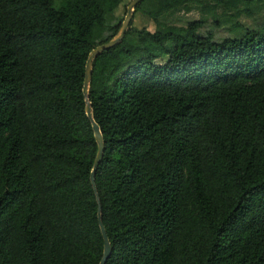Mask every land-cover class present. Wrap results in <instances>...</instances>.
Listing matches in <instances>:
<instances>
[{"label": "trees", "instance_id": "1", "mask_svg": "<svg viewBox=\"0 0 264 264\" xmlns=\"http://www.w3.org/2000/svg\"><path fill=\"white\" fill-rule=\"evenodd\" d=\"M124 0H0V264H99L83 91L89 54ZM264 0H142L93 63L106 264H264ZM223 9L230 32L167 16ZM231 12V13H229ZM264 18V16H263Z\"/></svg>", "mask_w": 264, "mask_h": 264}, {"label": "rangeland", "instance_id": "2", "mask_svg": "<svg viewBox=\"0 0 264 264\" xmlns=\"http://www.w3.org/2000/svg\"><path fill=\"white\" fill-rule=\"evenodd\" d=\"M133 0H124V3L120 8L117 10V19L114 23H120L123 25L125 17L127 15V8L128 5ZM231 13V12H229ZM226 12L219 8L217 15L212 16L202 10L200 6H194L190 12L187 11H180L173 15H169L166 18V21L171 25L177 26H187L189 21L198 20L200 18L207 17V23L202 29L204 33H212L218 36H222L228 34L230 32L229 23H221L220 21H216L215 18H220L221 20L225 19ZM264 5L257 7L256 9H251V11H243L240 15L238 21L241 24H245L248 28L256 29L262 21L264 20ZM130 26H135L138 28L147 27L151 31H154L156 28V24L149 19L147 16L143 15L140 12L134 11L133 18L131 20Z\"/></svg>", "mask_w": 264, "mask_h": 264}, {"label": "water", "instance_id": "3", "mask_svg": "<svg viewBox=\"0 0 264 264\" xmlns=\"http://www.w3.org/2000/svg\"><path fill=\"white\" fill-rule=\"evenodd\" d=\"M142 0H133L127 8V15L125 17V20L123 22V25L121 26L118 34L114 36L109 42L101 44L94 48L91 53L89 54L88 60H87V65H86V76H85V81H84V87L83 91L87 100V105H86V112L88 117L90 118L93 126V130L95 133V137L98 143V152L97 156L94 162V167L91 172V181L97 196V201H98V217H99V222H100V227H101V232L104 238V252H103V257L100 261L99 264H106L108 259L111 257L112 254V245L109 239V236L107 234L106 227L103 222V215H102V203H101V198L98 192L97 184H96V172L98 170V167L103 159L104 156V151H105V142L102 134V130L99 126V124L96 122L94 119V113L92 109L91 102L89 100V90H90V83L92 80V72H93V63L94 60L97 56H99L102 52L105 50L111 49L115 47L117 44H119L125 37L126 32L128 31L130 27L131 20L133 18L134 11L137 7V5L141 2Z\"/></svg>", "mask_w": 264, "mask_h": 264}]
</instances>
